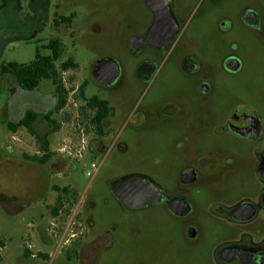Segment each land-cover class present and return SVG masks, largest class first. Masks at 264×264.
<instances>
[{
    "label": "rangeland",
    "instance_id": "374dc122",
    "mask_svg": "<svg viewBox=\"0 0 264 264\" xmlns=\"http://www.w3.org/2000/svg\"><path fill=\"white\" fill-rule=\"evenodd\" d=\"M243 1L222 2L220 9L203 13L192 21L189 37L195 42V54L210 66L217 94L213 106L219 115L229 105L246 101L257 107L264 121V40L243 26ZM42 3L47 6L49 21L37 13ZM57 15L72 16L71 25L55 29L51 22ZM225 16L233 27L223 35L217 23ZM147 18L142 0H0V66L30 64L38 53L51 56L47 45L59 39L62 52L56 65L69 92L62 110L53 101L44 103L50 120L42 117L36 130L49 134L54 156L42 166L28 160L43 155L36 137L20 127L15 140L8 126L12 119L21 123L20 103L32 99L19 101L20 106L11 110L12 76L0 71V264H83L73 251H57L61 237L83 230L86 242H97V264H217L215 250L225 241L243 235H250L254 243L264 239V220L228 229L201 212L202 239L191 248L185 244L180 224L164 211L131 212L114 196L111 184L124 176L145 175L169 190L175 188L178 176L176 160L168 155L169 134L123 123L131 108L159 103L186 86L176 61L179 50L167 62L159 61L161 68L148 87L136 79V68L145 55L133 56L129 42ZM225 51H235L245 59L246 69L239 76L227 77L222 70ZM108 58L123 68L121 81L109 92L90 81L93 65ZM69 60L78 68L62 71V63ZM82 90L86 99L107 100L117 111L113 125L103 126L105 137L100 140L104 150L87 151L97 129L86 120L94 112L86 108ZM36 92L57 97L56 86L49 79L42 80ZM256 150L264 152V141L237 150L238 157L245 163L254 159ZM243 176L247 194L255 193L254 174L250 180L248 171ZM242 192L235 189L230 194ZM195 195L200 205L208 201L206 192ZM80 201L81 215L75 216ZM81 219L82 231L78 226Z\"/></svg>",
    "mask_w": 264,
    "mask_h": 264
},
{
    "label": "flooded vegetation",
    "instance_id": "af4514ba",
    "mask_svg": "<svg viewBox=\"0 0 264 264\" xmlns=\"http://www.w3.org/2000/svg\"><path fill=\"white\" fill-rule=\"evenodd\" d=\"M229 1L142 0L148 18L137 28L140 33L129 42L133 56L145 55L135 74L138 82L145 87L154 81L160 70L159 61L167 62L178 50L180 52L176 61L183 71L186 86H181L174 97L166 96L160 104L147 103L143 108H131L123 121L124 125L132 123L141 129H160L169 134L171 153L168 155L176 160L178 176L173 190L159 186L162 192L159 203L141 210L128 209L116 197L111 184L112 192L131 212L164 211L180 224L185 244L191 248L198 246L202 239L203 231L199 222L201 212H206L207 218L214 224L228 229H240L264 220V152L256 150L254 159L245 163L237 153L239 149L257 147L264 141V121L257 107L246 101L229 105L225 114L219 115L213 106L217 94L210 66L195 54V42L189 37L192 21L201 18L203 13L220 9L222 2ZM243 2L240 9L243 26L251 35L264 40V0ZM38 12L49 21L46 5L42 3ZM72 21V16L57 15L51 25L59 30L64 25H71ZM232 27L233 22L226 16L217 23L219 34L224 35ZM120 68V76L112 84L104 85L95 79L103 70L102 66L98 67V63H95L90 81L103 91H112L123 77L121 65ZM221 68L227 77H237L245 71L246 61L235 51H225ZM11 79L12 104L15 100L25 98L38 99L36 90L24 89L13 76ZM85 106L94 112L92 117L86 118L87 122L97 129V136L88 142L87 151L104 150L100 139L105 137V132L100 130L96 112L88 107L86 101ZM116 116L117 111L114 109L113 114L103 120L104 127L112 126V119ZM208 136L213 138L208 139ZM247 171L249 180L254 174L253 189L256 192L252 194H247V186L242 182ZM235 189H243V192L230 194ZM204 192L208 194V201L200 205L196 202L195 194ZM81 203H78L75 216L81 215ZM78 226L82 231V219ZM82 232L58 238L57 251H73L83 264H97V242H86V233ZM213 260L217 264H264V239L256 243L250 235L229 239L215 250Z\"/></svg>",
    "mask_w": 264,
    "mask_h": 264
},
{
    "label": "trees",
    "instance_id": "16d2710c",
    "mask_svg": "<svg viewBox=\"0 0 264 264\" xmlns=\"http://www.w3.org/2000/svg\"><path fill=\"white\" fill-rule=\"evenodd\" d=\"M47 48L52 52L51 56H41L38 53L36 60L30 64L8 63L0 66V71L2 74H11L22 88L30 91L37 90L42 80H51L56 86V94L58 97L57 109L62 110L67 105L69 94L63 85L56 65L61 57L62 43L59 39H52L47 45ZM77 68L78 65L72 60L64 62L61 65V70L64 72ZM83 92L84 90L81 91L82 97L87 102L88 107L96 112V119L102 131L104 126L102 123L103 120L113 114L114 108L111 107L107 100L100 99L99 97L86 99ZM35 120L36 115L30 112L21 121L20 126H24L31 135L36 137L40 145V150L43 153L41 157H28L29 162L44 166L53 158L54 153L50 151L49 134L39 133L34 127ZM48 120H50L49 117ZM10 128L15 132L16 128L13 126ZM62 191L64 194H68L69 192L68 189H63Z\"/></svg>",
    "mask_w": 264,
    "mask_h": 264
},
{
    "label": "water",
    "instance_id": "95a60500",
    "mask_svg": "<svg viewBox=\"0 0 264 264\" xmlns=\"http://www.w3.org/2000/svg\"><path fill=\"white\" fill-rule=\"evenodd\" d=\"M100 66L103 70L95 78L100 84L110 85L121 74L120 64L114 59H102L98 62ZM112 188L116 197L130 210H141L161 201L159 185L142 175L119 178L112 183Z\"/></svg>",
    "mask_w": 264,
    "mask_h": 264
},
{
    "label": "crops",
    "instance_id": "0c3cea01",
    "mask_svg": "<svg viewBox=\"0 0 264 264\" xmlns=\"http://www.w3.org/2000/svg\"><path fill=\"white\" fill-rule=\"evenodd\" d=\"M36 94L38 95V99L36 100V101H34V100H32L29 104L30 105H26V103H24V101H21V103H20V105H22L23 104V106H22V110H21V113H20V116L18 117V119H19V121L21 120L22 121V119H24L25 117H26V115L28 114V113H34L35 115H36V120L34 121V127H35V129H36V125L37 124H39V123H41V119H42V117H44L46 120L48 119V117H49V114H50V111H48V110H46L45 109V107H44V103H46L47 101H53L54 102V104L55 105H57L58 104V97H55V95L54 94H50V95H44V94H41V93H39V92H36ZM24 100V99H23ZM25 100H26V98H25ZM18 103H19V101H16L15 100V102L11 105V107H10V109L12 110V109H14V108H17V106H18ZM28 103V102H27ZM19 105V106H20ZM26 105V106H25ZM18 106V107H19ZM9 109V110H10ZM21 114H22V116H21ZM13 120V119H12ZM10 120L9 121V124H8V126H9V129L11 130V126H13L14 128H16V130H15V132H13L12 130V133L14 134L13 135V139H15L16 140V137L18 138V134L19 133H21L20 131V127H24V126H20V124L19 123H17V122H14L15 120ZM44 120V119H43ZM45 120V121H46ZM28 131V130H27Z\"/></svg>",
    "mask_w": 264,
    "mask_h": 264
},
{
    "label": "built area",
    "instance_id": "2783aa9c",
    "mask_svg": "<svg viewBox=\"0 0 264 264\" xmlns=\"http://www.w3.org/2000/svg\"><path fill=\"white\" fill-rule=\"evenodd\" d=\"M92 168H93V169H97V167H96L95 164L92 165ZM89 175H91V173H89Z\"/></svg>",
    "mask_w": 264,
    "mask_h": 264
}]
</instances>
